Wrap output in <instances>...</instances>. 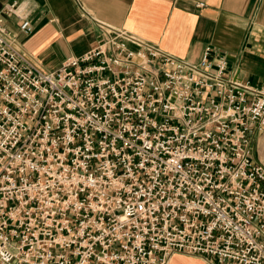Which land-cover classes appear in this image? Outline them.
Returning <instances> with one entry per match:
<instances>
[{
	"label": "built area",
	"instance_id": "2783aa9c",
	"mask_svg": "<svg viewBox=\"0 0 264 264\" xmlns=\"http://www.w3.org/2000/svg\"><path fill=\"white\" fill-rule=\"evenodd\" d=\"M20 6L0 12V264H264V75L99 20L43 70L1 16L31 34Z\"/></svg>",
	"mask_w": 264,
	"mask_h": 264
},
{
	"label": "crops",
	"instance_id": "0c3cea01",
	"mask_svg": "<svg viewBox=\"0 0 264 264\" xmlns=\"http://www.w3.org/2000/svg\"><path fill=\"white\" fill-rule=\"evenodd\" d=\"M12 2L21 4L33 31L22 33L17 16L2 14L5 27L43 70L93 47L99 20L191 61L210 46L253 83L264 75V0H0V12ZM168 264L208 263L176 252Z\"/></svg>",
	"mask_w": 264,
	"mask_h": 264
},
{
	"label": "rangeland",
	"instance_id": "374dc122",
	"mask_svg": "<svg viewBox=\"0 0 264 264\" xmlns=\"http://www.w3.org/2000/svg\"><path fill=\"white\" fill-rule=\"evenodd\" d=\"M254 159L264 166V132L254 141Z\"/></svg>",
	"mask_w": 264,
	"mask_h": 264
}]
</instances>
